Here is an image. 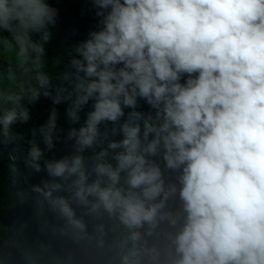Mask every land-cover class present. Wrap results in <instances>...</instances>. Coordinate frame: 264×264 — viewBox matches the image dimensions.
Listing matches in <instances>:
<instances>
[{"label": "clouds", "instance_id": "clouds-1", "mask_svg": "<svg viewBox=\"0 0 264 264\" xmlns=\"http://www.w3.org/2000/svg\"><path fill=\"white\" fill-rule=\"evenodd\" d=\"M85 2L95 23L53 77L58 9L0 0V140L23 139L13 125L41 96L53 105L24 159L51 178L29 190L38 209L85 235L73 203L114 216L132 244L121 264H264V0ZM62 102L70 125L91 107L64 126L73 153L44 160L64 135ZM154 235L163 248L147 246Z\"/></svg>", "mask_w": 264, "mask_h": 264}, {"label": "water", "instance_id": "water-1", "mask_svg": "<svg viewBox=\"0 0 264 264\" xmlns=\"http://www.w3.org/2000/svg\"><path fill=\"white\" fill-rule=\"evenodd\" d=\"M67 130L68 127H64L63 136ZM73 151V142H66L62 137L55 159ZM0 154L8 168L10 193V207L0 236V264H117L120 257L129 253L131 246L122 245L115 236L117 219L114 216L109 217L106 213L89 216L84 208L73 203L77 217L86 224L85 235L69 230L64 219L49 211L46 203L38 209L36 194L29 190L33 185H41L42 180L51 179L43 166L39 173L26 167L25 156L20 155L10 142L0 140ZM93 154L86 157L87 165H90ZM17 193L27 195L21 199ZM58 194L68 195L67 192ZM100 224L104 225L103 233L96 231ZM62 228L66 234H61ZM100 240L102 245L98 243ZM153 244H157V236L148 247ZM144 259L146 262L147 257Z\"/></svg>", "mask_w": 264, "mask_h": 264}, {"label": "trees", "instance_id": "trees-1", "mask_svg": "<svg viewBox=\"0 0 264 264\" xmlns=\"http://www.w3.org/2000/svg\"><path fill=\"white\" fill-rule=\"evenodd\" d=\"M50 2L54 7L58 9L57 24L53 29V35L51 37L50 42L45 46L47 57V70H49L50 75L54 77V73L57 70L63 71L65 69V65H67L68 63L69 56L67 55V52L69 50V46L87 39V32L89 28L94 25L95 17L92 11L91 4L86 3L85 0H50ZM82 9L85 11V14L83 16L81 15ZM61 56L63 57L62 63L57 66L56 60ZM52 106V101L50 99L41 96L39 100L35 103V105L30 107V120L24 124L13 125V130L16 133L23 135L22 140L18 139L16 141L10 142V144L18 153L23 156L26 155L30 146L28 141H31L33 139L31 130L45 123L49 110ZM141 106L142 110L147 111V106L143 105V101H141ZM56 107L59 112V126L64 129L65 124L68 127H80L83 124L86 112L90 110L91 106L89 104L80 113L81 119L79 123L71 125L67 122L65 116L67 104L62 102ZM125 111L127 112L128 110L126 109ZM108 127H111V125L109 124ZM62 136L63 135H61L59 140H54L55 148L53 151L45 153L44 160L55 159L58 153L59 144L61 142ZM112 138L120 139L121 137L116 136ZM35 140L37 145L43 149L44 145L42 142V137L39 135V133H37V135L35 136ZM90 154L92 153H89L87 151L85 152L86 157H88ZM40 163L43 166L44 161L42 160ZM168 175L170 176L171 174ZM8 183V168L6 162L0 154V236L1 231L3 229V221L5 220L10 207V193L8 189ZM171 207H174V205L171 204ZM164 227L165 225L161 226L162 229ZM140 231L143 233L144 229H141ZM115 236L122 245L132 246L131 241L129 240L128 230L125 229L122 225H120L118 220L117 232ZM154 236H145L144 239L147 241V246L152 244ZM165 244L166 240L163 235H160L159 237L157 236V245L163 248ZM117 264H121V257L118 259Z\"/></svg>", "mask_w": 264, "mask_h": 264}]
</instances>
